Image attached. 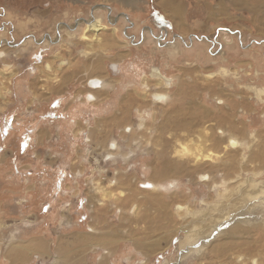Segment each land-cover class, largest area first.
<instances>
[{
  "label": "rangeland",
  "instance_id": "374dc122",
  "mask_svg": "<svg viewBox=\"0 0 264 264\" xmlns=\"http://www.w3.org/2000/svg\"><path fill=\"white\" fill-rule=\"evenodd\" d=\"M151 1L0 0V264H264V0L181 35Z\"/></svg>",
  "mask_w": 264,
  "mask_h": 264
},
{
  "label": "crops",
  "instance_id": "0c3cea01",
  "mask_svg": "<svg viewBox=\"0 0 264 264\" xmlns=\"http://www.w3.org/2000/svg\"><path fill=\"white\" fill-rule=\"evenodd\" d=\"M222 3L219 4L218 8H216V10L212 7H210L209 5H206V19L208 22H211L212 20H217V17L219 16V14L221 15H226L228 14V7L230 4V1L232 0H220ZM248 1H253V0H248ZM139 2V0L133 1V0H116V7L119 8V12L123 13L127 18V20L132 21L131 19H133L135 17V14L137 13L136 11L138 10L137 8H139V5L137 4ZM152 4V8H155L159 14L160 17H164L163 19L167 21V24L170 28H172L173 31L179 33L180 35L185 33L186 31L188 32H194L197 30V27H201V29H203L202 27V21H203V13L202 11H191L189 8V0H152L151 1ZM235 0H233V4H234ZM201 4V2H199ZM246 4V3H244ZM225 7V9L223 11H220V7ZM211 8V9H210ZM197 13H199V17H196ZM133 24H135L132 21ZM76 71V70H75ZM90 88V87H89ZM92 89V88H91ZM99 89V88H98ZM97 89V90H98ZM96 90V89H93ZM135 93H127L126 95L122 96L119 100V106L118 109H116L115 113L120 114V124H118L119 126L123 125V120L126 118L125 115L128 114V112L130 110H132L134 108V106L137 104L138 101H141L142 105H146L147 101L144 98L145 96H141V98H139L138 96L134 95ZM130 95V97H132L133 100H135L136 102H134L132 105L126 107V106H122L124 104V100L125 97ZM138 95V94H137ZM143 97V98H142ZM147 97V96H146ZM122 102V103H121ZM177 110V109H176ZM118 114V116H119ZM118 117L115 116L114 119H117ZM182 121L179 120V118L176 116V120H170L168 119V121L164 122L168 125V130L170 128H173V130L175 131V133H179V131L183 130V129H187L186 127H181L182 125H184L185 123H180ZM178 123V124H176ZM200 124V123H198ZM176 126H178V128L176 129ZM177 131V132H176ZM180 135V133H179ZM181 136V135H180ZM263 155H264V151H263ZM149 204V202H148ZM151 204V203H150ZM152 205H153V201H152ZM83 238H89L87 236H83Z\"/></svg>",
  "mask_w": 264,
  "mask_h": 264
},
{
  "label": "bare ground",
  "instance_id": "6f19581e",
  "mask_svg": "<svg viewBox=\"0 0 264 264\" xmlns=\"http://www.w3.org/2000/svg\"><path fill=\"white\" fill-rule=\"evenodd\" d=\"M240 2H242V1L240 0ZM98 21L96 19L93 20V21H90L88 23V29H91L94 33H96L98 30L103 29V26L100 25V23H99L100 21L99 22ZM155 71H157V70H155ZM154 74L160 75L159 72H155ZM102 86H103V83H102V81L99 78H92L91 79V81H90V88H92V89H98L99 88L100 89V88H102ZM128 96H130V95H128ZM155 98L161 99L160 94L155 95ZM130 100H131L130 102H125L122 106L128 107L130 104H132L131 102H133L132 98H130ZM220 102H221V100H220ZM197 112H199V111H197ZM200 120H201V118H199L196 114H194V115H192L191 121L190 122L187 121L185 123V125H182L181 127H185L186 126L187 128L189 127L190 129H193L194 127H196V125L199 123ZM180 123H183V122H180ZM191 123H192V126H187V124H191ZM176 124H178V123H176ZM161 127L166 128V129L169 128L168 125L166 123H164V122H163V126H161ZM177 128H178V126H176V129ZM126 130L129 131L131 129L130 128H126ZM230 131H231V133H234V134L242 133V130L241 129H238L237 127H234ZM164 132H165V130H164ZM176 136L177 135L175 134L173 137H176ZM160 137H162V135ZM173 137L172 138H167V139L164 138V143H165V145H166L167 148H170L172 146V144L174 143ZM230 141H231V144L233 146H236L238 144L236 142V140H234V139L233 140H230ZM168 157L169 156H167V151L164 148V150L161 152V155L157 159L158 160V165L155 167V169H157V170H155V172L158 173V174H160L161 176H171V174H175L174 171L176 170V167H178V165H179L178 162H172L171 160L168 159ZM197 159H201V156L198 155L197 156ZM202 178L204 180H207V179H209V175L204 174V175H202ZM31 247H34V249L39 248V241L37 243H35V242L33 243L32 242L31 243ZM100 264H101V262H100Z\"/></svg>",
  "mask_w": 264,
  "mask_h": 264
},
{
  "label": "water",
  "instance_id": "95a60500",
  "mask_svg": "<svg viewBox=\"0 0 264 264\" xmlns=\"http://www.w3.org/2000/svg\"><path fill=\"white\" fill-rule=\"evenodd\" d=\"M147 185H148V184H147ZM147 185H146V186H147Z\"/></svg>",
  "mask_w": 264,
  "mask_h": 264
},
{
  "label": "snow or ice",
  "instance_id": "6c2138e0",
  "mask_svg": "<svg viewBox=\"0 0 264 264\" xmlns=\"http://www.w3.org/2000/svg\"><path fill=\"white\" fill-rule=\"evenodd\" d=\"M114 147V146H113Z\"/></svg>",
  "mask_w": 264,
  "mask_h": 264
}]
</instances>
